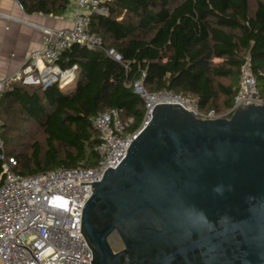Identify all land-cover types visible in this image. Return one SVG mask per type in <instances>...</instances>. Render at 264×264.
<instances>
[{
  "label": "trees",
  "instance_id": "obj_1",
  "mask_svg": "<svg viewBox=\"0 0 264 264\" xmlns=\"http://www.w3.org/2000/svg\"><path fill=\"white\" fill-rule=\"evenodd\" d=\"M17 1L27 14L59 16L67 7V0ZM89 30L100 45L72 44L56 61L62 69L77 66L70 89L17 83L2 95L5 138L20 121L33 123L44 136V147L33 142L30 153L7 151L4 140L16 173L93 166L96 114L114 109L122 120L132 118L129 131L140 128L144 105L132 87L139 79L149 93L168 89L196 99L204 114L223 115L248 56L264 97V0H111L108 15H90ZM1 170L0 164V182Z\"/></svg>",
  "mask_w": 264,
  "mask_h": 264
},
{
  "label": "water",
  "instance_id": "obj_2",
  "mask_svg": "<svg viewBox=\"0 0 264 264\" xmlns=\"http://www.w3.org/2000/svg\"><path fill=\"white\" fill-rule=\"evenodd\" d=\"M91 264H264V105L156 104L81 211Z\"/></svg>",
  "mask_w": 264,
  "mask_h": 264
},
{
  "label": "built area",
  "instance_id": "obj_3",
  "mask_svg": "<svg viewBox=\"0 0 264 264\" xmlns=\"http://www.w3.org/2000/svg\"><path fill=\"white\" fill-rule=\"evenodd\" d=\"M110 1L76 0L71 27H38L40 49L30 53L24 67L0 79V99L17 83L70 89L76 81L77 66L62 69L56 61L72 44L87 48L101 44V38L89 30L90 15H108ZM108 53L119 59L112 49ZM132 87L144 105L140 128L129 131L132 118L122 120L114 109L96 114L91 126L98 134V159L91 167H57L32 175L16 173V160L5 151L0 118V264H91L92 253L81 234L82 208L91 195L92 184L101 179L106 169L120 163L156 104H177L203 118L226 117L242 104L264 105L248 56L240 68L232 105L223 115L213 111L204 114L196 99L168 89L149 93L142 79L133 82Z\"/></svg>",
  "mask_w": 264,
  "mask_h": 264
},
{
  "label": "crops",
  "instance_id": "obj_4",
  "mask_svg": "<svg viewBox=\"0 0 264 264\" xmlns=\"http://www.w3.org/2000/svg\"><path fill=\"white\" fill-rule=\"evenodd\" d=\"M76 0H67L59 16L27 14L17 0H0V79L26 65L32 51L41 47L38 27L68 28Z\"/></svg>",
  "mask_w": 264,
  "mask_h": 264
},
{
  "label": "rangeland",
  "instance_id": "obj_5",
  "mask_svg": "<svg viewBox=\"0 0 264 264\" xmlns=\"http://www.w3.org/2000/svg\"><path fill=\"white\" fill-rule=\"evenodd\" d=\"M5 133L2 129L7 151L30 153V146L33 142L38 143L40 147H44V136L33 123L17 122L12 128V132L9 133V138L8 136L5 138Z\"/></svg>",
  "mask_w": 264,
  "mask_h": 264
}]
</instances>
